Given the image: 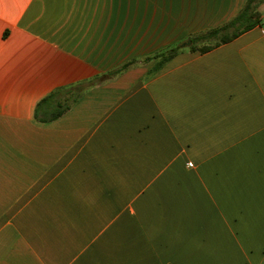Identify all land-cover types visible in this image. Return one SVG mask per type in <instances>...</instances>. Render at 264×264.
Here are the masks:
<instances>
[{
    "label": "crops",
    "instance_id": "1",
    "mask_svg": "<svg viewBox=\"0 0 264 264\" xmlns=\"http://www.w3.org/2000/svg\"><path fill=\"white\" fill-rule=\"evenodd\" d=\"M246 1L0 0V264H264V2L229 42L143 61Z\"/></svg>",
    "mask_w": 264,
    "mask_h": 264
},
{
    "label": "trees",
    "instance_id": "2",
    "mask_svg": "<svg viewBox=\"0 0 264 264\" xmlns=\"http://www.w3.org/2000/svg\"><path fill=\"white\" fill-rule=\"evenodd\" d=\"M263 2L264 0H247L241 10L225 23L189 35L187 38V41H189L188 45H183V42H180L153 55L144 57V62L156 60L154 67L148 73L155 74L167 62L184 50L205 53L222 43L231 41L256 25H260L261 14L259 8ZM134 62V60L127 61L118 68L97 75L85 82L52 91L37 103L35 108L36 118L41 121H50L60 117L78 100L88 85L101 83L109 76H113L127 69ZM40 107L41 117L39 116Z\"/></svg>",
    "mask_w": 264,
    "mask_h": 264
},
{
    "label": "rangeland",
    "instance_id": "3",
    "mask_svg": "<svg viewBox=\"0 0 264 264\" xmlns=\"http://www.w3.org/2000/svg\"><path fill=\"white\" fill-rule=\"evenodd\" d=\"M261 10H262V12H264V8H262Z\"/></svg>",
    "mask_w": 264,
    "mask_h": 264
}]
</instances>
